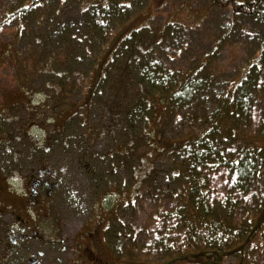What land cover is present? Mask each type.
<instances>
[{
    "label": "rangeland",
    "instance_id": "obj_1",
    "mask_svg": "<svg viewBox=\"0 0 264 264\" xmlns=\"http://www.w3.org/2000/svg\"><path fill=\"white\" fill-rule=\"evenodd\" d=\"M24 1L0 0V178L5 187L0 204L6 213L0 227L11 228L14 216L9 213L16 204L21 209L29 206L17 180L41 169L45 172L42 163H47L57 173V188L48 206L37 207L41 218L36 227L47 241L42 264H98L93 256L103 258L102 262L108 259V264H192L190 259L175 260L194 251L188 246L199 241L192 239V225L197 236L204 234L200 197L196 203L191 196L195 180L170 177L174 168L187 165L181 161L183 154L161 155L147 125L152 136L158 126L160 138L167 141L199 135L213 119L219 127L212 130L217 139L228 135L227 128L222 131L226 124L245 132L242 122L230 120L229 110L238 109V104L229 103L225 93L242 81L244 66L256 57L264 28L243 19L231 30V13L218 10L217 16L208 1L144 0L118 29L100 19L110 40L99 55L101 43L93 39L90 23L81 17L79 0L65 6L47 0L18 17L20 8L32 4ZM71 29L76 44L57 49L68 34L61 36L62 32ZM219 31V37L209 41ZM78 48L81 51L73 57ZM53 57L49 65L47 60ZM141 58L157 61L154 65L159 68L148 73L160 83L172 82L171 89L186 80L203 58L206 65L199 78L209 85L203 87L207 91L199 107L192 106L183 115L169 106L163 113V101L158 100L149 108L145 98L152 99L157 91L140 77L145 75ZM255 101L258 121L264 98ZM78 105L83 109L78 111ZM221 108L226 109L225 120L218 117ZM84 109L87 112L82 114ZM257 130L254 123L246 132ZM8 180L14 183L6 184ZM206 205L219 224L235 217L234 226L242 227L247 213H257L249 206L235 214H217L214 205ZM54 240L61 244L49 243ZM21 248L18 255L23 260L24 249L36 245L29 241ZM238 262L239 256H233L220 264Z\"/></svg>",
    "mask_w": 264,
    "mask_h": 264
},
{
    "label": "trees",
    "instance_id": "obj_2",
    "mask_svg": "<svg viewBox=\"0 0 264 264\" xmlns=\"http://www.w3.org/2000/svg\"><path fill=\"white\" fill-rule=\"evenodd\" d=\"M46 1L29 0L32 4L27 9L24 6L20 8L18 10V17H22L25 11L28 12ZM71 1L73 0H58L62 6ZM95 1L97 2L95 3ZM203 1H208L210 7L212 6V8L216 9L217 16L218 10L229 11L231 13V30L234 29L238 21H242L243 19L252 20L260 28H264V0ZM26 2L25 0L23 3ZM139 4H144V0H79L78 8L81 17H83L84 21L86 20L87 24L90 23L93 39L96 38L101 43L99 55L110 40V33L100 27L99 24L103 23V21L112 22L117 27L116 29H118L134 15L135 11L139 8ZM99 7L100 9H98ZM87 16L89 19H86ZM100 19L103 20L101 23ZM180 28V31L184 33V27L180 26ZM72 31L73 29L62 32L61 36L66 32L68 34L65 39L63 38V41H59L56 46L57 49L60 50L61 46L69 49L73 44H76L78 38ZM215 34L213 32L209 41L214 36L218 38L221 33L219 31V33ZM127 42L124 41V43ZM169 46L172 47V45ZM88 47H91V44ZM85 50L83 49V51ZM146 50H151V47L147 46ZM80 51L81 49L78 48L73 57L77 56ZM143 51L145 50L142 48L141 52L145 54ZM181 51L180 49L179 52L181 53ZM114 54L115 52H113L112 56ZM54 59L56 58L53 57L47 60L49 65H53ZM141 61L143 67L141 73L143 75L145 73L144 76H140L142 81L151 84V87L153 85L152 89L157 91V94L152 99L145 98V103L150 105L149 108H153L155 103L161 100L165 107L163 113L167 112L169 106H173L178 113L184 115L190 113V108L195 105L197 106L201 98L206 95L203 92L207 90L204 91L203 87L209 84H203L202 82L207 81L199 78L206 65H203V58L196 69L186 76V80L176 85L175 89H171L172 82L170 83L165 80L163 83H160L157 81L158 79L153 77L154 75H149L148 71H152V68H159L158 64L154 65L157 62L156 60L152 61V59L141 58ZM244 69V77L240 84L234 88L230 87L225 95L229 103L234 102L235 105L238 104V109L229 110L230 120L242 122V130L245 132H238L234 127L228 128V124H226L225 127H222V131H225L227 128L228 135L224 137L221 134L217 139L216 133L214 134L212 130L219 127L217 120L213 119L209 125L210 127L199 135L189 134L177 140L168 139L167 141L164 139V136L160 138L158 126L155 128L156 135L152 136L150 134L151 125H147L148 135H150L149 137L156 144L154 147L157 149L161 146V149H158L162 151L161 155L172 156L174 154H183L181 161L187 165L174 168L172 173H170V177L174 179L184 177L186 180H190V183L195 180L193 184L196 188L194 189V195L191 196H194L196 203L198 202L197 198L200 197L198 205L203 208L202 215L204 217L201 218L204 220V229L202 231L204 234L201 237L197 236L195 234L196 229H194L195 225H192V239L197 237L199 241L188 246V248H194V251L185 253V256L181 255L175 262L190 259L192 260V264L195 262L197 264H220L225 258L239 256L238 264H264V111H261L262 117L258 121L256 120L258 115H255L257 113L255 99L264 98V38H262L258 45L256 57L251 59L244 66ZM92 72L93 69L89 73V78ZM256 72L259 74L258 78L256 77ZM97 82L92 94L93 97L100 80ZM252 89H254L252 91L254 93L253 102L249 98ZM93 97H91L92 100ZM79 109L83 108L78 105L77 110L79 111ZM84 112H87V109H84L82 114ZM225 112L226 109H219V119H227L224 116ZM153 116L155 117L154 113ZM254 123L257 124V133L246 132V130H249V126ZM261 132L263 133L261 134ZM185 151L186 153L184 154ZM212 186H215V192H212ZM182 187L185 189V185H182ZM259 194H261V197L257 198ZM205 202L210 206L214 205L218 210L217 214H225L227 212H234L235 214L236 209L245 211L249 206L256 207L257 213L252 216L249 215L250 213H247L248 218L242 227L238 225L234 226L232 220L235 217H230L228 223L219 224L212 218L214 215L209 213V208ZM258 217L260 219L257 222ZM217 260L221 261L217 262Z\"/></svg>",
    "mask_w": 264,
    "mask_h": 264
},
{
    "label": "flooded vegetation",
    "instance_id": "obj_3",
    "mask_svg": "<svg viewBox=\"0 0 264 264\" xmlns=\"http://www.w3.org/2000/svg\"><path fill=\"white\" fill-rule=\"evenodd\" d=\"M46 150H49V148H46ZM47 166V163H42V167L46 169L45 172L41 169L37 173L26 177V179L17 180V183L19 182L18 184H21L25 190L19 191V193L25 197L24 201L29 202V206L21 209V206L16 204L14 209L10 210L11 213H9V215L11 214L14 216L13 222L15 224L12 223L9 226L11 228L8 230L3 226L0 227V264H42L41 260L46 256L44 252L47 243L46 236L42 232H39L40 228L36 227V223L41 218V210H38L37 207L40 205L43 207V204L48 206L57 188L54 183L57 173L52 172ZM3 181V177L0 178V199L5 198L3 195L5 191ZM12 183H14V181H6V184ZM41 192L45 193L46 196H44V198L40 197ZM5 214L4 208L0 204V218L4 217ZM29 241H33L36 248L24 249L26 253L22 256H24L25 259L21 260L18 251ZM49 243L52 245H60L61 241L54 240ZM92 258L95 259L98 264H108V259L102 262L101 260H103V258L101 257L95 258L93 256Z\"/></svg>",
    "mask_w": 264,
    "mask_h": 264
},
{
    "label": "snow or ice",
    "instance_id": "obj_4",
    "mask_svg": "<svg viewBox=\"0 0 264 264\" xmlns=\"http://www.w3.org/2000/svg\"><path fill=\"white\" fill-rule=\"evenodd\" d=\"M14 179H18V178H14Z\"/></svg>",
    "mask_w": 264,
    "mask_h": 264
}]
</instances>
